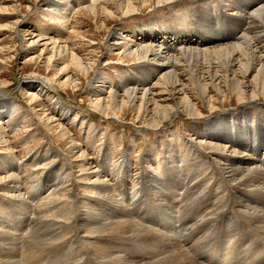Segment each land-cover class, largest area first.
I'll use <instances>...</instances> for the list:
<instances>
[{
  "label": "rangeland",
  "instance_id": "obj_1",
  "mask_svg": "<svg viewBox=\"0 0 264 264\" xmlns=\"http://www.w3.org/2000/svg\"><path fill=\"white\" fill-rule=\"evenodd\" d=\"M56 1L0 0V82L4 83V87L0 86V100L5 105H9L6 113H0V123H2L0 142L3 140L1 139L2 136H5L6 138L8 137L7 139L5 138L8 146L11 145L10 149H8L9 147L7 149L6 147H0V178L9 176L20 177L21 193H24V197H26V200L24 198H16L14 200V197L11 196L12 192L9 189L6 190L4 184L3 186L0 184V230H2V232L0 231L2 233L0 235V258L3 257L14 262L18 261L17 264H89L90 257H85L86 244L82 241L81 236H83V233H81L78 223H80L79 216L81 211L87 209V207H93L94 209L92 208L90 211L104 216L105 218L102 219L111 221L120 217L126 218V220L131 222L135 220L136 224L139 223L138 225L143 227L142 229L144 230L148 228L152 230L151 233L146 230L147 234L141 238L142 241L139 239L125 241L130 246L136 247L137 245L138 247L133 249L137 253L153 254V250H158L159 248L161 251H165L169 246L167 249L174 248L175 252L173 254H177L179 248L176 243L181 241L185 248L189 245L186 248V252L193 261L197 260L204 264H225L226 258L222 256L226 252L224 246L228 245L227 231H236L238 233L239 230L240 232H245L244 235L246 233L256 234V232L241 222H235L234 224L219 222L212 225L209 222L210 226L203 225L204 222L215 216L208 211L210 209H218L216 212H219V207H222L224 200H226V194H224V199L220 195V192H223L222 181L211 174L212 170H214L212 165L214 166L215 157L204 148L203 144L200 146L197 142L195 143L197 139L196 133L205 135L200 130L201 124L206 123L205 120H189L184 116L175 115L164 127L157 130L149 129L150 131L148 130V132L142 131L140 127L138 128V125L129 121L132 113L128 116V120L107 119L96 113L91 107V103L93 91L100 85L98 74L104 76L105 79L107 77L106 81L109 80L108 82L117 87L120 85L119 81L123 82L126 79L124 81L126 82L127 78L138 76V72L136 71V74L135 70L140 65H138L139 67L124 65L123 67L119 63V54L126 52V47H114L112 45L114 44L113 38L117 37V34L118 38L125 42L127 40L123 37L136 41L141 39L139 28L149 32V29L167 27V25L172 23L176 27L178 26L179 31L181 29L190 31V28L186 26L187 22L191 23V25L193 24L191 29H199L200 26L197 27L194 24L198 23L200 4H205L210 9L214 8V12L219 13L220 4H225L227 11L229 7L236 5V0H184L164 6L148 3L145 7L136 3L139 12L132 18L128 17L123 20H121L123 12L118 11L115 4L104 5V0H101V7L108 8V12H111L112 16L106 14L107 11L101 12L100 15H95L89 8H85L88 6L86 0H58L57 2H60V4H70L71 8H73L74 2L80 5L83 4L81 8L67 9L70 21L68 23L65 22V24H63V21L58 22L61 15H50L46 11L50 4ZM192 10L195 11L194 14H190ZM18 20L23 21L19 25L20 29L32 33L34 36L39 35L47 40H69L71 45L76 48V53L79 57H88L95 62H99L93 67L95 70L81 71L76 68L69 56L65 54H63V58L56 56L53 65L51 64L49 67L48 58L52 56L51 52L48 51L43 57H40L43 50L42 45L27 47L25 37L14 30ZM236 38L239 39V37ZM220 45L223 44L219 43L217 46ZM217 46L211 45L208 46V49L214 50L213 47L218 48ZM31 61L34 63H31ZM98 66H101V69L97 74L95 71ZM238 66L232 67V65H229L227 70H223L220 73V78L223 81L222 88L227 87V93L220 98L216 93H213L214 91L210 87L212 91L210 96H213L215 101V110H219V112L238 111L237 113H240L239 110L246 107L247 110L250 109L248 118L253 117L255 122H257V120H260L259 116H264V101H257L255 104L250 105L249 100L242 101L239 95L229 92L230 84L237 81L236 79L229 81L233 72H236L237 79L243 82V88L250 90L249 94L252 92L251 89L256 86V71L254 70L253 73L250 71L245 76V73ZM63 68H67V70L62 72ZM46 75L50 77L49 79L52 83L46 79ZM69 76L77 79V90L73 89V86L66 89H62L59 86L61 84L60 81L63 82ZM181 78L184 84L179 85L178 90L173 91L174 94L169 91L167 93L164 88H162L164 89L163 92L162 89H158L156 93H161L160 96L162 95L166 100L165 103L160 101L162 106L180 103L185 98L184 94L192 95V97L201 95L195 90L193 83L188 81L186 75H182ZM30 79L34 81L27 83ZM38 81H46L50 85V88L47 87L46 91L51 90L58 95L57 98L65 106L77 113V120H74L75 117L70 118L69 124L71 125L72 123L70 134L81 149L91 156L96 170H100L99 173H101L103 178L110 182L107 193L112 194V198H115L114 204L110 203L108 199H103L102 205L104 207L101 205L99 208V200H94L93 197L95 196L91 197V187L78 182L76 178V175H79L78 169L74 170L73 166L66 159H63L65 156L62 152V146L58 145L55 141L56 138L49 132L45 124L39 122L40 119L34 115L35 111L34 113L32 112L31 108L33 109L34 106L28 103L27 98L28 94L38 93ZM180 90H184L186 93L183 94ZM177 92H180L181 95H178ZM38 96L41 98L40 105L42 107L35 105L36 111L44 108V106L46 108L50 106L53 110L54 105L49 98L40 93H38ZM242 105L246 106L242 107ZM201 109L204 115L208 114L207 108L202 107ZM8 111H11V115H8ZM55 111L54 107L52 112ZM82 123L84 125H81ZM201 155L206 160L202 159ZM52 161L53 163H51ZM210 163L213 164L211 165ZM179 166L182 169H178ZM65 170H67L66 172L71 171L72 178L70 177V181H72L68 184L67 189H72V191L65 198L67 201L64 199L58 204L53 199L59 197L61 192L57 190L54 197L51 194L53 188L61 182L59 180L65 174ZM151 172L154 173L153 177ZM183 179H187L186 184L189 182V188L179 191L181 186L178 187V185ZM153 181H155V184ZM213 190L219 195V199L211 198ZM143 192L145 193L144 195ZM181 192V203L177 202L176 207L172 206V203H168L175 198L176 193L180 194ZM86 195L91 200L90 202ZM132 199H136L137 202L130 207ZM72 202H74L73 205ZM213 203H216L215 207ZM48 204L49 206H47ZM51 204L53 205L51 206ZM74 205H77V207ZM123 205L129 206L128 208L132 211L129 214L125 213L123 210L126 209V206ZM77 213H80V215ZM149 214L151 215L149 216ZM172 217L174 221H177L178 230L170 227L171 223L174 222L171 221ZM55 219L57 221L60 220L56 223H64L65 226L71 225L70 228H67V234L58 227L56 228L57 230L52 229L54 225L51 222L55 221ZM45 226L47 227L46 229ZM181 226L184 227L182 230L180 229ZM49 229L52 230L50 231ZM43 230L44 232H42ZM42 233L47 234L43 237L45 241H51V236L56 234L63 235L64 239L63 241H57V244L49 246L36 255H30L35 244L39 241H44L43 238H39ZM58 235L54 238H58ZM175 238L177 240L174 242ZM253 243H251L252 245L248 244V246L244 245L242 246L243 248L232 253V259L233 257L235 258L233 264L243 262L244 258L253 255L252 253L261 244H257L256 241ZM119 244L124 243L118 240L107 244L105 255L110 256V251L107 250L110 246L117 250V247H120ZM97 246L98 244H96ZM149 248L152 250H149ZM83 250H85L84 253ZM259 252L261 253L262 250H256V254L252 256L248 264H262L264 262V257H257L260 254ZM238 257H241L239 261L237 260ZM97 261L98 263H96ZM96 262L92 264H105L101 258L96 259ZM231 263L232 261L229 264Z\"/></svg>",
  "mask_w": 264,
  "mask_h": 264
},
{
  "label": "bare ground",
  "instance_id": "obj_2",
  "mask_svg": "<svg viewBox=\"0 0 264 264\" xmlns=\"http://www.w3.org/2000/svg\"><path fill=\"white\" fill-rule=\"evenodd\" d=\"M57 1L50 4V7H48L46 11L50 15H61L58 19V22L63 21V24L70 21L67 9L70 8L69 10H74L78 7L81 8V6L83 5L74 2V6L73 8H71L70 4L64 5L60 4V2ZM178 1L180 2L184 0H104L103 4L107 6H110V4H115L117 6V10L121 13L123 12L121 16V20H123L128 17L132 18L137 12H139L136 3L140 4L142 7H145L148 3L157 6H164L176 3ZM86 2L88 3V6L84 7L89 8L90 11L95 15H100L101 12L104 13L105 11H107L106 14L112 16V13L108 12V8L104 6L103 8L101 7V0H86ZM204 5L205 4L199 5L200 9H198V11L200 10V12L198 14V23L194 24L197 27L200 26L199 29H191L193 24L191 25V23L187 22L186 26L190 28V31L185 29H181L179 31L178 26L176 27V25H173L172 23L167 25V27H157V29H149V32L148 30L139 28V30L141 31V34H139L142 38L136 41L129 40L127 39V37L121 36L125 40H127L125 42H122L121 39L118 38L117 34V37L113 38L114 44L112 45L114 47H126V52L119 54V63L122 64L123 67L124 65H128L129 67H137L138 65H140V67L138 66L139 68H137L136 70L133 68L135 72H138V76L129 77L127 78L126 82H124L126 80L124 78V83L119 81L120 85L119 87H117L108 82L109 80L106 81L107 77L105 79L104 76H100V74H98L99 70L101 69V66H98L95 73L97 72L98 74L100 85L97 86L93 91V100L91 103V107L95 110L96 113L107 119L113 118L117 120H128V116L132 113L129 121L138 125V128L140 127L142 131H148L149 129L157 130L161 127H164L168 121H171L175 117V115L184 116L189 120H205L206 123L201 124L200 128V130L204 132L205 135H198L196 133L195 136H197V139L195 143L197 142L200 146H202L203 144L204 148H206V150L212 153L215 157L214 166L212 165L213 163H210L213 167L212 169H214L212 170L211 174L217 176V178H220V180L222 181L223 192H220V195L224 199V194H226V200H224V205L222 207H219V212H216L218 209H210V211H208L213 213L215 216L213 218L209 216V218L211 219L207 222H204L203 225L208 227L210 226V223L212 225L218 224L219 222H225L226 224L241 222L248 225L254 232H256V234L246 233V235H244L245 232L243 233L238 230V233L234 231L236 233L233 235L234 232L227 231L228 245L224 246L226 252L222 257L226 258L225 264H229L231 261V264H233V260H235V258L233 257L232 259V253L237 252L238 250H240V248H243L242 246H248V244H251L255 241L257 244L261 243L256 250H262L261 253L259 252L260 254L257 255V257H264V116H259L260 120H257V122H255V118L253 117L248 118V112L250 109L247 110V108L245 107L246 105H242V107L245 108H241L239 110L240 113H237L238 111L219 112V110H215V101L213 99V96L210 95L212 91H214L213 93H216L221 98L224 94L227 93V87L222 88L223 81L220 78V73L223 70H227L229 65H232V67H236L239 65L238 68L242 70L243 73H245V76H247L250 71L252 73L254 72V70L256 71V86L251 89L252 92L249 94L250 90L243 88V82L240 79H237L236 72H233L232 78L229 79V81L233 79H236L237 81L230 84L229 92L239 95L242 101L249 100L248 102L250 105L255 104L257 101H264V0H236V5L228 8L227 11H229V13H227L226 11L227 7L225 4H220L219 13H215L214 8L210 9L206 5ZM194 13L195 11L192 10L190 14ZM16 23L17 25L14 30L25 37L27 47L42 45L43 50L41 51L40 57H43V55H45L48 51L51 52L52 56L48 58L49 67L51 64L53 65V61H55L56 56H59V58H63V54L69 56L71 61L75 64L76 68L84 72H87L89 69H93L94 71L95 69L93 67L97 63H99L93 61L88 57H79L76 53V48L71 45V42H69V40H47L46 38H43L39 35L34 36V34L32 33H28L20 29L19 25L23 23L22 20H18ZM236 37H239V39H237ZM219 43L223 45L217 46ZM211 45L217 46L218 48L213 47L214 50H209L208 46ZM31 63L34 62L31 61ZM66 70L67 68H63L62 72ZM182 75L187 76L188 81L193 83L195 90L201 95L192 97V95L184 94L186 93L184 90H180L185 95V98L182 99L180 103L174 105L171 104V106H162L160 104V101L161 103H165L166 100L162 95L160 96L161 93L156 92L158 91V89L161 90L162 88H164L165 90L162 89V92L164 90L166 92L169 91L170 93L174 94L173 91L178 90V86L184 84L182 83ZM49 78L50 77L46 75V79L49 80L50 83H52ZM32 81L34 80L30 79L27 83H30ZM60 82L61 84H59V86L62 89L73 86V89L77 90L78 81L72 76H69L67 79L63 80V82ZM38 84L39 87L37 88L38 90H36L38 91V93L46 96L50 99V101H52V104L54 105L56 111L52 112L54 110V107L52 110V107L50 106H47L49 108H46V106H44V108L38 110L39 112L36 111L35 105L42 107L40 105L41 98L38 96V93H32L28 94L27 98L28 103L31 106H34L33 109L31 108L32 112L34 113L35 111L34 115L40 119L39 122L41 124H45L49 132L56 138L55 141L58 143V145L62 146V152L65 156V158H62L66 159V161H68L73 166L74 170L78 169L79 175H76L78 182L91 187L90 191L92 195H90L91 197L95 196L93 197L94 200H99V208L102 205L103 199H108L110 203L114 204L115 198H112V194L110 195L107 193L110 187V182L103 178L101 173H99L100 170H96L92 163L91 156L81 149V147L75 142L72 135L70 134L72 123L70 125L69 121H71L70 118L73 117H75L74 120H77V113L71 108L65 106V104L57 98L58 95L53 93L51 90L46 91L47 87L50 88V85L46 81H38ZM3 85L4 83L0 82V86L4 87ZM210 87L213 89L212 91ZM177 94L181 95L180 92H177ZM8 107L9 105H5V103H2V101L0 100V113H6ZM202 107L208 109L209 112L207 115L203 114V110L201 109ZM7 113L8 115H11V111H8ZM1 124L2 123H0V133L2 126ZM81 125L84 124L82 123ZM5 138V136H2L1 139L3 140L2 142H0V147H6V149L9 147L8 149H10L11 145L8 146ZM201 157L202 159H205L203 155H201ZM51 163H53V161ZM178 169H182V167L179 166ZM34 170L36 171V169ZM66 171L67 170L64 171L65 174L63 173V177L61 178V180H59L61 182L56 185L55 188H53V191L50 190L52 191V197L55 196L57 190L61 192V195L59 197L53 199V201L58 202V204L59 202L67 198L70 191H72V189H67L68 184L72 181H70V177L72 176V174L70 173L71 171ZM153 175L154 173L151 172L152 177ZM186 182L187 179H183L182 181H180L178 187L181 186V188L179 189V191L182 189L184 190L185 188H189V182L187 184ZM19 183L20 177L17 176L0 178V184L2 186L4 184L6 190L9 189L10 192H12L11 196L14 197V200L16 198H26L24 197V193H21L22 191ZM153 183L155 184V181H153ZM144 194L145 193L143 192V195ZM181 194L182 192L180 194L176 193L175 198L168 203H172V206L176 207L177 202H180L182 200ZM44 195L46 194L44 193ZM86 196L88 198V195ZM211 198L219 199V195H217V193L213 190ZM76 200L78 201V199ZM121 200L123 201V199ZM88 201L90 202L91 200H89L88 198ZM74 202H72V205ZM136 202V199H132L130 207H132ZM52 205L53 204H51V206ZM47 206H49V204ZM74 206L77 207V205ZM123 206H126V209L123 210L125 213L129 214L132 211H130V209L128 208L129 206ZM92 208H82L83 211H81V215L80 213H77L80 215V223H78V226L81 228V233H83V236H81L83 239L82 241H84L83 243L86 244L85 257H90L89 264L96 262V259L98 258H101V260L104 261L105 264H204L197 260L193 261L186 252V248L189 245H187V247L185 248L184 244H182L181 241L180 243H176L179 248V252L177 254H173L175 252L174 248L167 249L169 246L167 247L166 245H164L167 247H165V251H161V249L158 248L159 251L153 250V254L144 252L137 253V251L133 249L138 246H130L128 243H125V241L135 239H139L140 241H142L141 238L147 234L146 230H149L150 228L144 230L142 229L143 227L138 225L139 223L136 224L135 220L133 221V223L130 220H126V218L123 219L121 217L111 221L102 219L105 217L100 216L99 213L90 211ZM40 214L42 215V213ZM103 215L105 214L103 213ZM150 215L151 214H149V216ZM107 217L109 216L107 215ZM173 219L174 218L172 217L171 221H174ZM143 220L145 219L143 218ZM58 221L55 219V221L51 222L52 225H54V228L52 229H56L58 227L60 228V230H63L64 233L67 234V228H70L71 225L65 226L64 223H56ZM176 222L177 221H174L173 223L170 222L171 229H179L177 228ZM181 224H183V222H181ZM183 226H181V230L184 228ZM46 228L47 227L45 226V229ZM0 231L2 232V230ZM149 231L151 233L152 230ZM42 232H44V230ZM1 234L2 233H0V235ZM44 235L47 234L42 233L39 238H43ZM57 235L58 234L51 236V241H45V238H43L44 241H39L37 244H35L30 252V255H36L49 246L55 243L57 244V241H63L64 236L59 234L58 238L55 239L54 237ZM177 238H175L174 242L177 240ZM118 240H120V242L124 244H119L120 247H117V250L116 248H112V246L109 245L110 248L107 250L110 251V256H106L105 248L108 246L107 244L111 243V241ZM96 244H98L97 247ZM150 249L151 248H149V250ZM216 250L218 251L217 248ZM256 250L252 253L253 255L256 254ZM84 251L85 250H83V253ZM30 255L28 256L30 257ZM191 256L193 255L191 254ZM252 256L244 258L243 262H238L237 264H248ZM240 258L241 257H238L237 260L239 261ZM82 260H84V258H82ZM17 262L4 259L3 257L0 258V264H17ZM19 262H21V260H19ZM96 263H98V261ZM262 264H264V262Z\"/></svg>",
  "mask_w": 264,
  "mask_h": 264
}]
</instances>
